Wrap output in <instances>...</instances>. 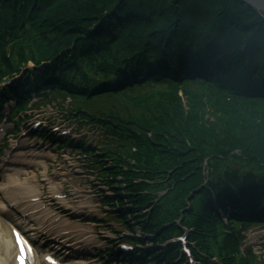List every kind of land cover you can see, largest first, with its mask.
<instances>
[{"label": "trees", "instance_id": "1", "mask_svg": "<svg viewBox=\"0 0 264 264\" xmlns=\"http://www.w3.org/2000/svg\"><path fill=\"white\" fill-rule=\"evenodd\" d=\"M51 101L101 130L33 132L110 189L133 244L119 256L191 264L172 240L186 233L197 264H264L243 243L264 226V15L250 2L0 0V123L15 132Z\"/></svg>", "mask_w": 264, "mask_h": 264}, {"label": "rangeland", "instance_id": "2", "mask_svg": "<svg viewBox=\"0 0 264 264\" xmlns=\"http://www.w3.org/2000/svg\"><path fill=\"white\" fill-rule=\"evenodd\" d=\"M35 105L38 107L29 112L31 116L15 134L5 133L7 128L12 129V122L4 123L0 129V261L2 263L7 256L5 264H15L10 247L15 246L11 226L22 222L24 229L43 240L46 237L39 233L45 223L54 224V229L59 231L68 230L73 240L84 237L85 250L90 252L105 247L106 243L98 246L103 239L99 236L94 238V234H111L117 240V234L126 230L123 223L107 213L102 193L110 195V189L96 177L87 159L71 147L52 146L30 131L36 118L43 122L47 119L56 123L54 125L61 124L74 137L84 134L89 142L96 141L101 130L92 125H82L78 130L76 124L65 119L63 108L56 101L37 102ZM15 185L20 189L13 197L10 193ZM94 216L99 220L95 221ZM111 229L118 230L117 234ZM243 233L244 246L251 247L264 262V226L251 225ZM93 258L89 260L105 264L97 257ZM78 262L85 261L82 258L71 259L68 264Z\"/></svg>", "mask_w": 264, "mask_h": 264}, {"label": "bare ground", "instance_id": "3", "mask_svg": "<svg viewBox=\"0 0 264 264\" xmlns=\"http://www.w3.org/2000/svg\"><path fill=\"white\" fill-rule=\"evenodd\" d=\"M18 189H20V188H18L16 185L15 186H13V188H12V192L10 193V195L11 196H13V197H15V193H16V191L18 190ZM12 225V224H11ZM13 226V225H12ZM12 226H11V229H12ZM14 230V229H13ZM11 247V252H12V254H13V256L15 257V260H16V255H17V250H16V247L15 246H10ZM7 255H8V253H7ZM7 257V256H6ZM4 258V259H2V263H1V261H0V264H5L6 262H7V258ZM37 264H43V262L41 261V260H37Z\"/></svg>", "mask_w": 264, "mask_h": 264}, {"label": "water", "instance_id": "4", "mask_svg": "<svg viewBox=\"0 0 264 264\" xmlns=\"http://www.w3.org/2000/svg\"><path fill=\"white\" fill-rule=\"evenodd\" d=\"M250 2L261 14L264 15V0H247Z\"/></svg>", "mask_w": 264, "mask_h": 264}, {"label": "snow or ice", "instance_id": "5", "mask_svg": "<svg viewBox=\"0 0 264 264\" xmlns=\"http://www.w3.org/2000/svg\"><path fill=\"white\" fill-rule=\"evenodd\" d=\"M15 235H16L17 241L21 242V244H22V250H23V247L24 246H27V241L19 233H16ZM29 250H30V248H29Z\"/></svg>", "mask_w": 264, "mask_h": 264}]
</instances>
